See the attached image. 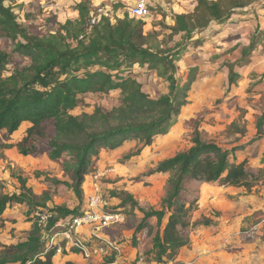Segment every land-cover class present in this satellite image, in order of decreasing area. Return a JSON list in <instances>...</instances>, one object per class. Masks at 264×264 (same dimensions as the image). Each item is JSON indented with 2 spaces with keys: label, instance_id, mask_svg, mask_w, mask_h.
Listing matches in <instances>:
<instances>
[{
  "label": "trees",
  "instance_id": "trees-1",
  "mask_svg": "<svg viewBox=\"0 0 264 264\" xmlns=\"http://www.w3.org/2000/svg\"><path fill=\"white\" fill-rule=\"evenodd\" d=\"M259 1L197 0L192 10L183 13L151 6V12L163 19L145 30L146 20L132 17L127 11L122 17L115 13L121 4H113V17L102 15L91 24L94 2L75 0L78 18L63 23L51 18L48 22L54 27L43 30L23 23L15 5L0 0V137L10 139L24 122H29L22 138L8 147L16 146L24 156L46 153L61 166L70 179L68 184L83 200L86 176L102 149H116L134 139L144 148L156 136L170 132L182 108L190 102L189 92L198 72L193 66L184 76L180 62L193 46L206 41V31L224 26ZM36 10L41 14L38 4ZM168 16L172 25L165 21ZM263 39L264 29L257 25L239 57L225 59L220 65L221 69L228 68L226 93L241 77L236 68L248 63ZM151 71L167 87L158 97L144 90L139 80L143 72ZM263 77L264 72H252L253 82L247 91ZM116 90L120 91V104L113 109L97 107L90 114L72 113L81 104L83 94ZM256 107V135L231 147L206 138L201 128L204 113L184 123L190 147L160 160L147 172L168 174L159 206H142L125 189L112 191L123 211L129 207L128 212L142 213L140 221L131 226L130 236L138 261L167 264L177 260L182 249L190 246L196 227L211 223L205 216L194 219L205 184L247 190L264 185V151L256 170L250 169L247 156L241 160L236 156L237 151L246 150L264 136V88ZM237 108L238 118L224 130L228 136L246 132L248 109ZM11 175L25 196H36L21 169H13ZM10 200L1 195L0 209ZM50 211L53 216L46 227L36 220L24 239L0 247V264H55L57 247L49 245L51 235L58 223L79 212L62 206ZM114 259L112 254L107 262Z\"/></svg>",
  "mask_w": 264,
  "mask_h": 264
},
{
  "label": "rangeland",
  "instance_id": "rangeland-1",
  "mask_svg": "<svg viewBox=\"0 0 264 264\" xmlns=\"http://www.w3.org/2000/svg\"><path fill=\"white\" fill-rule=\"evenodd\" d=\"M7 1L15 5L21 21L26 22L33 29L40 27L46 30L54 27L48 22L51 18L59 21L61 17L63 20L73 12L72 0H67L68 6L63 4L62 10L57 11L66 12L61 16L49 6L51 0H45V6H41L39 0ZM185 1L190 8L191 0ZM36 4L42 7L43 13H38ZM155 4L152 7L161 6L156 0ZM167 6L168 9L165 10L168 13L174 11L171 5ZM160 19L163 17L151 12L146 19L145 30L154 28L153 24ZM165 21L170 25L173 24L170 16ZM257 25L264 29V0L247 8L245 14L234 15L222 26L220 34L206 31V41L202 45L193 46L186 54L184 60L180 62V73L187 76L189 68L193 66L198 67V72L189 92L190 102L182 108L176 124L169 133L156 136L153 143L144 148L141 142L134 139L116 149H102L99 156L94 158L93 168L87 174L86 182H91L92 176L100 172V184L109 201V209L121 211L125 215L122 223L98 231L119 246L120 264L158 263L136 259V249L130 241L133 233L131 226L140 221L142 213L139 210H136L135 214L128 212L129 207L123 211L119 206L120 200L112 195L114 189L132 192L142 206H159L168 176L163 173L147 175V172L160 160L190 147L191 142L186 135L184 123L196 117L198 113H204L201 128L206 138L224 146L231 147L233 144L243 143L256 135L254 114L258 111L256 105L260 103L264 77L262 82L249 91L247 89L253 82L251 73L256 72L261 75L264 72V39L248 63L236 68L241 73V77L237 85L230 87L228 93H226L228 68L221 69L220 65L225 59L235 60L239 57L243 46L249 44ZM139 80L143 82L144 90L152 97H158L167 91L166 84L161 82L152 71L143 72ZM81 97V104L72 111L75 115L93 113L97 107L113 109L120 104L119 90L107 94L89 92ZM238 106L248 109L246 132L244 134L235 132L228 136L224 130L238 118ZM25 128L26 124H23L21 129L13 133L8 140L0 137V196L11 199L0 209V247L24 239L36 221L38 212L50 211L56 206H62L81 213L84 207L85 195L83 200L79 198L68 184L70 179L64 175L61 166L50 160L46 153L23 156L16 148L13 149L14 146L8 147L21 138ZM263 150L264 136L249 145L246 150L238 151L237 156L241 158L246 155L249 158L250 169L256 170ZM13 169H21L28 178V185L36 195L34 198L22 193L18 180L11 175ZM17 196L19 198H16ZM259 212L262 213L257 214ZM202 216L211 219V223L198 225L193 232L190 246L183 250L177 260L167 264H264V185L247 190L243 187H221L216 183L210 184L204 189L194 219ZM56 240L60 241L59 238ZM92 242L102 245V239L93 238ZM60 243L66 251L62 253L60 259L58 258L56 264L68 262L109 264L107 261L114 254L112 250L103 256L84 257L79 251L64 246V241ZM70 253L78 255L71 260L64 258Z\"/></svg>",
  "mask_w": 264,
  "mask_h": 264
},
{
  "label": "built area",
  "instance_id": "built-area-1",
  "mask_svg": "<svg viewBox=\"0 0 264 264\" xmlns=\"http://www.w3.org/2000/svg\"><path fill=\"white\" fill-rule=\"evenodd\" d=\"M155 5V0H135L128 8V13L132 17L146 20L151 15L150 7ZM102 15L111 17L113 9L106 5H97L95 12L91 16L90 23H96ZM100 179L101 173L96 172L92 176L91 182H85V202L81 213L70 215L56 225V230L49 240V245L57 247L56 255L66 251L65 247L60 243L64 241V246H67L68 249L79 251L84 257L103 256L113 250L115 259L109 264H120L119 246L112 239L103 236L98 231L122 223L125 215L121 211L109 209V201L104 195ZM52 216L53 213L51 211H41L37 213L36 220L40 226L46 227ZM57 238L60 241L56 240ZM93 238L102 239V245L92 242Z\"/></svg>",
  "mask_w": 264,
  "mask_h": 264
},
{
  "label": "crops",
  "instance_id": "crops-1",
  "mask_svg": "<svg viewBox=\"0 0 264 264\" xmlns=\"http://www.w3.org/2000/svg\"><path fill=\"white\" fill-rule=\"evenodd\" d=\"M37 1V0H36ZM93 2H94V4H95V6H97V5H100V4H102V5H106V6H109L110 8H114V6H113V4H121V6L117 9V10H115V13L118 15V16H120V17H122V16H124V14H125V12L127 11L128 12V8L134 3V1L135 0H92ZM173 2H171L170 0H156V2L158 3V4H160L161 6H164V9H168V6L167 5H171V9L172 10H174L175 12H178V13H183V12H187L188 10H192L193 8H194V6L196 5V2H197V0H191V3H190V5H191V7L190 8H188V5H186V1L185 0H172ZM39 2H40V4H41V6L42 5H44L45 6V0H39ZM66 2H68L67 0H51V1H49V3H50V5L49 6H51V8H53V10L55 11V13H59V15L61 16L62 14H66V12L63 10L62 12H57L59 9L60 10H62V7H63V4H65V6H68V4L66 3ZM71 4H72V10H73V12H72V15H67L63 20L61 19V17H60V22H65L67 19H75V18H78L79 17V12H78V10H76L75 9V0H72L71 1ZM42 8V7H41ZM68 8V7H67ZM17 10V9H16ZM114 10V9H113ZM171 11V10H170ZM41 13H43V10H42V12ZM221 28L222 27H219L218 29H209L211 32H217L218 34H220L221 32H219V31H221ZM23 124H26V128L23 130V134H22V136L24 135V133H25V130L27 129V127L30 125V123L29 122H24ZM22 124V125H23ZM22 125H21V127H22ZM21 127H20V129H21ZM19 129V130H20ZM19 130H17V131H15V132H18ZM14 132V133H15ZM22 136H21V138H22ZM20 138V139H21ZM19 139V140H20ZM18 140V141H19ZM18 141H16V142H14V144H16ZM14 148H16V150H18V148L16 147V146H14L13 147V149ZM264 151V150H263ZM17 152V151H16ZM18 152H19V150H18ZM17 152V153H18ZM20 153V152H19ZM237 154H238V151L236 152V156H237ZM20 155H22L21 153H20ZM24 156V155H23ZM246 156V155H245ZM245 156H243V157H238L237 156V159L238 160H241V159H243ZM165 175H167L168 176V174H165ZM210 184H213V183H207V184H205L204 186H203V189H202V198H203V194H204V189H205V187H207V186H209ZM219 186V185H218ZM230 187H233V186H230ZM238 188V187H237ZM202 198H201V200H202ZM185 248H187V247H185ZM185 248H183L182 249V251H181V253L183 252V250L185 249ZM181 253H180V255H181ZM136 254V253H135ZM61 255V256H60ZM60 255H57V257H56V259H55V257H54V261H55V264L59 261L58 260V258L60 259L61 257H62V254H60ZM76 255H78L77 253H70V254H67V255H65V257L64 258H67V260H71V259H73V258H75V256ZM179 255V256H180ZM64 258H62V259H64ZM58 260V261H57Z\"/></svg>",
  "mask_w": 264,
  "mask_h": 264
}]
</instances>
